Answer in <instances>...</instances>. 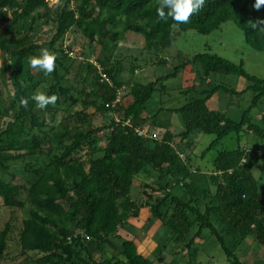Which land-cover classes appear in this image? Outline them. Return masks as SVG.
I'll list each match as a JSON object with an SVG mask.
<instances>
[{
  "label": "trees",
  "instance_id": "16d2710c",
  "mask_svg": "<svg viewBox=\"0 0 264 264\" xmlns=\"http://www.w3.org/2000/svg\"><path fill=\"white\" fill-rule=\"evenodd\" d=\"M47 1L0 0V7L12 9L11 15L0 19L7 22L0 32V56H4L3 72H9L12 88L8 97L0 90V119L10 116L0 129V199L6 207L23 208L25 202L20 195L21 190L25 191L30 209L19 234L21 252L37 253L36 264H155L139 251L132 238H124L121 233L124 224L138 217L141 209L131 196L136 178H142L145 186L160 194L145 206L150 218L160 220L171 240L184 242L183 249L192 261L205 230L220 242L230 264H242L235 249L246 238L252 237L264 247V125L253 123L249 116L251 107L264 98V78L247 72L243 62L236 64L208 51L191 57L178 53L173 71L146 83L135 80L124 91L119 77L124 66L113 61L112 53L106 54L117 48L126 32H134L143 37L146 49L157 57L182 33L194 30L210 34L229 21L244 30L247 44L264 52V35H257L249 24L264 18V7L255 10V0H205L203 9L189 23L174 26L171 18L159 19L157 0H63L53 18L55 33L50 40L38 43L34 41L36 19L50 16ZM36 10L37 15H33ZM74 27L86 39L91 54L93 44L100 47L94 62L88 59L79 67L88 91L64 84L74 61L57 44ZM20 29L23 35L12 36ZM44 47L57 56L47 94H56L59 99L55 105L39 110L31 96L47 76L34 72L28 58ZM165 63V58L158 59V64ZM97 64L110 82L102 80ZM188 65L197 74L198 83L188 89L194 95L179 107H160L143 116L154 92L166 90L165 79ZM135 70L131 68L130 73L134 75ZM214 75L243 77L249 84L238 91L211 79ZM248 90L254 91V97L238 121L207 106V101L220 91L229 94V103H233ZM119 91L123 94L114 105ZM76 94L84 96L83 110L92 107L107 115L108 123L93 127L86 114L76 113L78 125L55 127L40 116L52 110L70 112L77 103ZM22 97L28 98L27 108L19 105ZM65 100L69 103L62 105ZM163 111L179 113L184 129L171 131V122L164 118ZM114 115L130 120L131 125L115 123ZM137 127L145 134L137 133ZM153 128L163 132L154 136ZM197 133L213 136L200 154L202 158L227 137L236 139L237 146L222 145L210 167L202 168L191 160L190 139ZM250 136L253 139L244 145L243 139ZM177 137L180 140L175 142ZM85 147L88 167L74 157ZM43 156L47 159H41ZM26 159H30L27 169L33 178L16 184L10 163ZM255 170H259V177ZM224 230L233 239L232 246L227 245ZM10 231L9 222L0 231V259ZM95 251L104 259L96 260ZM108 251L112 253L109 258ZM158 260L163 261V257Z\"/></svg>",
  "mask_w": 264,
  "mask_h": 264
},
{
  "label": "rangeland",
  "instance_id": "374dc122",
  "mask_svg": "<svg viewBox=\"0 0 264 264\" xmlns=\"http://www.w3.org/2000/svg\"><path fill=\"white\" fill-rule=\"evenodd\" d=\"M50 8V16L48 18L41 17L36 19L34 35V41L42 43L48 41L56 31V24L53 21L55 16V10L57 6L51 5V0L47 1ZM63 0H61V5ZM74 2H72V6ZM40 11V10H39ZM37 15V10L33 13ZM30 21V19L28 20ZM7 25L6 21H0V32L5 29ZM24 31L20 29V33L12 34V36H21ZM61 45L63 50L71 52V59L74 61L70 68V73L67 75L64 84L68 87H76L78 90L89 88L85 87L81 81L82 77L80 65H83L88 59L95 61V56L100 51V47L93 44V53L89 49L86 39L82 36L77 28H72L63 37V39L57 44ZM95 51V52H94ZM208 51L213 54H217L226 58L233 63L243 62L245 69L252 75L259 78H264V52L256 51L245 40L244 30L234 21H229L223 25L219 30H216L210 34H200L194 30H189L182 33L174 44L160 53L156 57L154 51H148L145 47V41L143 37L134 32H126L117 48H113L112 51L106 52L111 55L113 61H120L124 66V71L120 74L121 81L124 82L123 90L129 89L131 83L135 80L142 83L152 81L158 76L165 75L173 71V68L178 64V59L175 58L178 53L191 57L194 53ZM159 57V58H158ZM165 58L168 63L158 64V59ZM3 54L0 56V90L4 97H8L12 93V88L9 80V72H3ZM31 67V66H30ZM135 68V73L132 75L130 69ZM38 73L39 70L33 69ZM197 74L194 71L192 65L186 66L176 76H172L165 79L166 85L165 91L157 90L154 92L151 99L147 102L146 112L143 115L151 114L157 111L160 107H179L185 104L194 92L188 89L197 84ZM211 79L216 82H223L235 87L238 91L243 90L249 83L243 77H234L229 75H214ZM37 80H41V77L37 76ZM53 80L52 76L47 77L46 81L38 87L36 92L44 91L47 93L48 85ZM6 83V84H5ZM122 90V91H123ZM222 96L220 105H228L225 109L226 114L235 119L240 120L242 113L248 109L251 105L252 98L254 97V91L248 90L241 97L235 98L233 103H229L231 100L230 95L221 92ZM77 103L71 106L70 112L64 110H52L45 111L40 116L46 119V122L55 126L74 127L80 123L75 116L76 113L86 114L92 121V126H102L108 123V116L95 112L92 107L83 110V98L82 94H76ZM69 101H64L62 105H67ZM207 105L210 109L217 105V96L214 94L208 101ZM165 119L170 120V129L174 133H179L184 129L183 122L180 114L173 112L168 113L163 111ZM264 115V98H262L257 105L252 106L249 110V116L253 123L261 124V116ZM10 119V116L0 119V129ZM163 132L161 129L153 128L152 134L157 136ZM100 133L99 135H101ZM213 136L197 133L190 140L192 142L191 160L195 164H199L202 168L210 167V162L216 152L223 146L234 148L237 146L236 139L226 138L223 143L218 144L216 148L210 150L204 158L200 154L212 141ZM253 136L245 137V142L248 140L251 142ZM180 137L175 139L178 142ZM243 142V141H242ZM56 147L55 143L53 149ZM88 148L85 147L76 154L75 158L80 159L88 167L89 155L87 154ZM190 151V152H191ZM57 150L52 152L55 154ZM41 159H47L43 156ZM30 159L23 161H14L10 163V169L13 175H15V183L23 184L29 179L33 178V174L27 169V165ZM259 170H255V176L259 177ZM142 178H136L133 182V191L131 192L132 198L137 202L138 206H141L140 216L130 218L123 226L121 230L124 238H132L139 251L144 253L147 257L154 261L155 264H230L227 260V256L215 236L210 235L208 230L204 231V238L197 242L199 252L197 255L190 257L184 248V242H174L170 239V232L164 226L160 220L154 217L150 218L148 211L149 205L153 203L154 197L159 196L157 192L151 190L150 187L145 186ZM148 195H152L153 198H149ZM20 198L25 202L23 208H9L3 205L0 199V231L4 228L6 223H10L11 231L8 237V245L4 252V256L0 259V264H36L34 259L39 255L35 252L22 253L19 244V234L22 228V220L27 216L30 209V205L27 202L25 191L21 190ZM147 208V209H144ZM223 236L227 240V245L232 246L233 239L227 234V231H223ZM252 237H248L235 249V254L241 259L242 264H252L255 261L261 262L264 260V247L255 242V248L253 254L250 253L249 248L252 243ZM254 241V240H253ZM262 249V250H261ZM249 251V252H248ZM112 255L111 251H108L106 257ZM162 256L163 261H159L158 258ZM94 257L96 260H103L102 253L95 251Z\"/></svg>",
  "mask_w": 264,
  "mask_h": 264
},
{
  "label": "clouds",
  "instance_id": "9594fccd",
  "mask_svg": "<svg viewBox=\"0 0 264 264\" xmlns=\"http://www.w3.org/2000/svg\"><path fill=\"white\" fill-rule=\"evenodd\" d=\"M158 7L156 8L157 15L160 20H168L171 18L174 21V26L178 24H187L191 21L193 15L198 14L205 6V0H157ZM51 5L61 6V0H51ZM254 9L259 11L264 7V0H255ZM251 28L256 30L257 35H264V18H257L254 22H249ZM57 56L55 53L44 47L40 49L38 55L28 58V63L32 69L39 70L47 77L56 70ZM59 96L56 94H47L44 91H37L31 96L35 107L39 110L46 109L49 105H55ZM28 98H21L19 105L23 108L28 107ZM246 195H242V199Z\"/></svg>",
  "mask_w": 264,
  "mask_h": 264
},
{
  "label": "built area",
  "instance_id": "2783aa9c",
  "mask_svg": "<svg viewBox=\"0 0 264 264\" xmlns=\"http://www.w3.org/2000/svg\"><path fill=\"white\" fill-rule=\"evenodd\" d=\"M11 13H12V9H10L9 7H5V6H4V7H0V19H1V17H3L5 14L9 16V15H11ZM66 52L68 53L69 56H71V52H68V51H66ZM93 62H94V61H93ZM97 66H98L99 72H100V74H101L102 80H103V81L110 82V79H109V77L107 76V74H106L105 72H103L102 68H101L98 64H97ZM122 94H123V92H122V91H119V93H118V95H117L115 101L113 102L114 105H115L117 102L120 101V99H121V95H122ZM114 121H115V123H122V125H131V121H130V120L123 121L122 118H121L120 116H118V115H114ZM135 130H136V132L139 133L140 135L145 134L144 130L141 129V128H139V127H137Z\"/></svg>",
  "mask_w": 264,
  "mask_h": 264
},
{
  "label": "crops",
  "instance_id": "0c3cea01",
  "mask_svg": "<svg viewBox=\"0 0 264 264\" xmlns=\"http://www.w3.org/2000/svg\"><path fill=\"white\" fill-rule=\"evenodd\" d=\"M222 91H220V92H218V93H216L215 95L217 96V105H214V108L212 109V110H220V111H222V112H225V111H227L225 108L226 107H228V105H220L221 103H220V100H221V98H222V96H219V95H221L222 93H221ZM223 93H225V92H223ZM219 94V95H218ZM227 94V93H226ZM208 106V105H207ZM210 109V108H209ZM146 112V111H145ZM149 115V114H148ZM148 115H146V116H148ZM143 116H145V115H143ZM144 209H147V208H144ZM139 216H140V212H139ZM250 238V237H249ZM252 240V243H251V245H250V247H247V249L249 248V251H250V253L251 254H253V250H254V248H255V240L254 239H251ZM254 240V241H253ZM198 241H200V240H198ZM197 241V242H198ZM244 242V241H243ZM242 244V243H241ZM262 250V249H261ZM248 251V252H249ZM240 259V258H239ZM240 261H241V259H240ZM261 262H258L257 263V261H255V263L256 264H264V260H260ZM241 263H242V261H241ZM252 264H254V262L252 263Z\"/></svg>",
  "mask_w": 264,
  "mask_h": 264
}]
</instances>
